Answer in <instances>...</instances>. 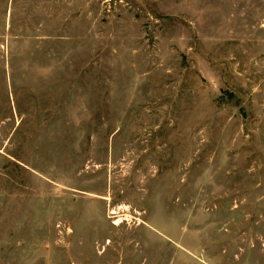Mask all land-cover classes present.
<instances>
[{
	"label": "rangeland",
	"instance_id": "1",
	"mask_svg": "<svg viewBox=\"0 0 264 264\" xmlns=\"http://www.w3.org/2000/svg\"><path fill=\"white\" fill-rule=\"evenodd\" d=\"M0 264H264V0H0Z\"/></svg>",
	"mask_w": 264,
	"mask_h": 264
}]
</instances>
